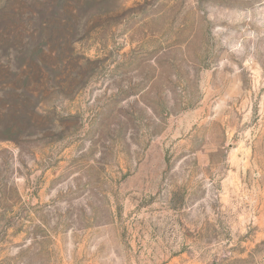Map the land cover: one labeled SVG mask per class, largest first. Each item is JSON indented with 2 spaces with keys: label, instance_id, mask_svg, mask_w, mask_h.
Listing matches in <instances>:
<instances>
[{
  "label": "rangeland",
  "instance_id": "rangeland-1",
  "mask_svg": "<svg viewBox=\"0 0 264 264\" xmlns=\"http://www.w3.org/2000/svg\"><path fill=\"white\" fill-rule=\"evenodd\" d=\"M0 264H264V0H0Z\"/></svg>",
  "mask_w": 264,
  "mask_h": 264
}]
</instances>
